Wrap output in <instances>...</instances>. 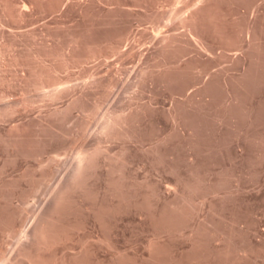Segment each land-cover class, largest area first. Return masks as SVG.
<instances>
[{"label": "rangeland", "instance_id": "rangeland-1", "mask_svg": "<svg viewBox=\"0 0 264 264\" xmlns=\"http://www.w3.org/2000/svg\"><path fill=\"white\" fill-rule=\"evenodd\" d=\"M0 2V37L1 40H3V43L5 44L10 41L12 44L13 42L11 41H15L16 39L14 36V39L12 38L13 40L9 39L8 41L7 39L8 42L4 38H9L8 35L12 34L11 32L16 33L15 31L18 30V32L21 34L23 33L20 32L22 29H26L24 32H27L31 28L33 31L36 30L39 35L45 34V37H47L48 33L49 35L52 34L57 36L56 38L53 37L55 40H53L51 37L52 35L50 36L51 38L47 37V44L51 42L50 44L54 45L52 41L56 42L58 40H60L59 42H61V40L63 42H61L62 46H60V43L58 42L59 45L56 46L57 48L54 47L56 43L54 46H52L55 48L56 52H58L56 54L53 52L54 49L51 50L48 48L49 54L50 52H53L54 55H58L60 53L64 56L62 57L61 55V59L58 56V59H60L59 62L56 57L53 58L49 56V58H51L50 61L52 60L50 62L48 61L49 58L46 57V55H49L46 47L47 44L45 42L46 46H44L42 44L44 42L41 40H44L45 37L43 38L42 35L40 38V36L37 35L39 38L34 36L33 38L31 37L32 40H30V36L35 35L36 32L33 34L31 33L32 30L28 31L29 34H31L27 36L26 39L27 41L29 40L33 42H28L27 44H30V46L33 44L34 47H37L39 44H36L37 46H35V43L37 42L34 43V39L37 38V40H41L39 47L43 48L41 46L42 44L44 49L46 48L47 54L44 55V53L41 54L40 52L39 54L43 56L44 61L46 59L48 62H50L47 64H51V66L48 65L50 66L46 67L48 69L44 67L45 65L42 66L43 59L38 60L39 57L33 58L39 62L35 60L36 62L32 61V63L35 65V67L42 66L45 68V72H49V74L46 72L45 77L42 75V77H44L43 79L40 76V80L42 79L41 81H56L57 77H61V75L62 79L65 78L63 80L60 78L61 82L64 81L63 84H46L47 87L45 86V88H47V90L51 89L48 88V86L53 87V85H58V87H63L62 85H65L66 87L70 86L69 88L72 89L75 87L73 90L76 89L75 91L69 89L73 93L70 91V93H66L65 95H68V97L63 96L65 93L64 92L61 95L64 98L60 99L61 96L59 98L57 97V101L56 98L55 100L54 98L51 99L54 100V102L52 101L54 105H52V102L49 103L50 100L48 98L50 96L46 94V90V92L44 91L45 95H43L44 93L41 90L36 88H33L34 92H30L32 91V88H29L28 90L26 87L33 86H26L27 83L24 86V75L27 74V77L30 76L28 75L30 72L27 73V70L30 67L25 68L27 70L23 69L26 67L23 64L25 61L20 60L18 57L19 62H24H20V65L17 62L18 67L17 64H15L16 66L14 65L17 68V71L15 70L14 72V70L9 69L10 67L11 69H15V67L13 65H10L9 67L5 61L11 55L10 53L16 52L15 54L19 53L18 55H20L23 51H27L28 54L29 50H33L30 49L32 47H29L28 50L26 48L28 46L27 44L24 46L26 49L21 47V43L23 42L24 38L23 34L21 37V35L19 36V33H17V35L23 38L21 40L22 42L19 38V40L16 41V43L19 44V47L16 43L13 45L16 44L17 49L21 47L22 49L20 48V50H23L20 51L21 53L17 50H14L16 48L15 46L9 49V46L11 45L10 43L8 47L6 46L8 44H0L1 46L3 45L4 49L6 47V50H8L6 53L8 55L10 54L9 56L5 55L3 54L5 53L3 47L0 49L1 52L4 50L2 53L0 52L1 55L3 54V56L5 55V57H7L5 61H3V56L0 57V61L6 63H4V66L2 65L3 63H0V67L3 66L2 68H4L0 69V71L4 77L5 75H8L7 78L9 83L12 81L10 79L13 78L12 75L14 73L13 80L18 82H14L15 84H18V86L14 85L13 82L8 85V82L5 83V79H3V82L5 83L4 86L3 82L0 81L2 83V86L0 83V95L3 97L5 95H9L10 97L9 98L5 96L3 98L1 96L3 99L1 97L0 99L4 100L7 98V101L19 100V106L17 105V110L21 108L19 111L16 110L11 113L12 115L10 114L5 116L8 119H10L9 117L13 116L11 117L12 119H10L11 121L8 119L6 121L5 117L2 118L3 120L0 119V121H2L0 122V133H6V135L14 133L15 135L12 134V136H18L19 138L21 137L20 139L23 141L22 146H24V148H28V150L37 153V157H31V159L34 158L32 161L29 156V159H27V156L20 154L16 156L11 155L10 148L12 146L10 148H7L6 146H0V163L2 165H4L2 162L5 163L4 167L0 166V168L2 167L1 172L4 171V174L1 173L0 177L6 181L9 178H11V180L15 179V182H19L18 184L20 186L18 187H21V189H17V187L13 188L10 186L15 190H13L14 193L12 195L13 199L11 197V202L13 204L15 203V206H18V208H21V210L25 207L24 211L29 209L30 212L32 211L36 213L38 207L41 206V203L43 202L45 204L50 199L53 193L52 191L54 190L53 185L55 186L54 183H56L55 181L60 180L61 176L63 177L70 169L72 163H70L71 165L68 164L69 160L71 159V162L73 160L72 158L76 155L74 151H77L80 146L88 145L89 142V144L92 143L90 147L88 146L91 148L92 146H95L97 144L95 142L99 140L101 142H99L101 148L100 152L108 149L110 152L107 150V152H109L107 154H110L111 158L113 153L118 152V154H123L124 152L119 151H123L125 148H128V145H130V148H128L129 151L127 149L125 150V153L128 151V153H126L128 154V158H126V156L125 158L129 161H126L124 163L126 165H123V169L126 170V172H123L126 178H123L124 180L122 179V183H124L121 188L122 193L133 194L134 190H138L137 192L139 193L142 185L145 186L146 184V187L148 188L152 186L151 192L153 195L151 196L148 194L151 196H148L150 204L149 206L153 207H151L152 211L150 210L151 214L147 213L140 206L139 203H141L142 195L138 193V196L132 195V199L134 200L129 198L128 200H130V202L128 200H125V203L122 202L120 204L121 208L118 207L119 210L115 213L116 215L114 214L115 216L113 215L109 218L106 217L107 221H104L107 222V224L104 223L101 225L98 223V221H95L92 215H87L86 212L85 214L88 218L85 216V227L83 225L80 231L77 230V232L75 231V233H71L69 235L70 237H67V240L63 241L65 243H57L54 245L55 248L52 246L51 248L46 249L48 252L46 250L45 252H42V259L45 260V264H62L63 262L61 259L65 261V258H67L66 260L68 261L71 258L73 259L75 256L84 259L83 264H264V0H0ZM188 25L190 26L188 27ZM10 26L13 28H10ZM188 29H190V31ZM8 32L9 34L7 35ZM175 34L176 36H174ZM24 35L26 36L27 34L25 33ZM167 36L169 42H167V40L165 41ZM163 38L165 43H170V49L173 47L174 50H176L179 47L177 51H180L181 49L180 52H182V55L178 57V52L173 51L172 49L171 50L176 53H170L169 55V50H165L168 49L169 46L167 43L166 46L164 42L162 43ZM169 38H172V40L170 41ZM173 40H177L176 43H174ZM171 42L174 43V45H171ZM161 45L164 46L161 47ZM39 47L36 49L38 50ZM160 47H164L163 52ZM93 51L95 53H90ZM164 51H168V54H166L167 52L164 53ZM41 52L43 51L41 50ZM85 52L87 55H85V57H88L89 53L94 57L89 56L91 58H85V60L84 57H78L79 55L77 54L83 55ZM157 52L160 54H156ZM161 52L163 54H161ZM41 55H39L40 58ZM156 55H159L157 56L158 59ZM153 56H155L158 62L163 61L164 59L166 60L168 56L169 58H167V60L169 62L164 60L163 66V64H160L162 62L157 63V60H155ZM160 56H164V58ZM20 57L22 58L23 56L20 55ZM26 57L28 59L29 56L27 55ZM64 57H66L68 61H66ZM151 58L154 60L153 62L151 61ZM40 61H42V63ZM38 63H41V65ZM146 63H148L147 65L150 66H146ZM165 63L167 65H165ZM33 64L29 66H32ZM151 64L155 67L151 66ZM146 67H148V71H145L144 68ZM150 67L156 68L153 69V71H158L155 74H153V71L151 72L153 77H148V74L149 76L151 75L148 73L151 71ZM157 68L160 70H157ZM51 69H53L55 72H53ZM140 70H142L141 73L143 70V73L147 72V74H144L145 76L147 75L146 77L144 76V78H148L147 80L144 79L146 81H137L139 80L138 76L143 74H140ZM161 70L162 72H160ZM88 71H92V74H95V72L98 74L100 72V74L96 76L93 74L95 77H92V74L90 73L89 75ZM10 73H12V75ZM15 73L18 74L17 80H15V77H17V74ZM80 73H82L84 76L83 80H81L82 76L77 79L74 78L75 80L80 79V81L70 80L73 78V76L75 77L76 74L79 75ZM65 74L67 77L68 75L70 76L67 78ZM71 75L73 76L71 77ZM9 76L12 77L10 78ZM87 76L91 79H88ZM142 76L140 77V81L141 78H143ZM104 78L107 80L105 82H108V84L106 83L108 87H106V84L104 83ZM149 78L154 79L152 80V83ZM165 78L170 80L169 82L167 81L169 85L171 84L170 86H168V84H166L167 87L162 85L166 83ZM66 79L70 80L69 84L65 83ZM92 79H101L99 81L97 80L95 83H101L103 81L101 83V87L103 85L106 87V89L104 88L103 92H98L97 88L99 87V84H96L98 87L93 84L94 82L89 84ZM160 79L162 82H160ZM157 80L159 82H156ZM85 81L88 83L87 87L89 86L93 88L95 86V88L85 89ZM131 81L134 84V81L138 82V85L136 86V83L134 86ZM81 82L85 84L84 88H82L83 84H81ZM140 83H144V86L146 84L145 88L143 84L140 85ZM75 84H78V87L75 86ZM115 84L117 85L115 86ZM132 84L133 86L131 88L130 86ZM7 86L8 88H6ZM139 86L144 88L145 91L142 89H137L140 88ZM24 87L28 91H25ZM66 87L65 89H67ZM76 87L78 89L80 87L81 92ZM129 87L133 91L137 89L135 93L140 91L135 94L138 97H133L134 93L131 90H129L127 97V93L125 91L127 90L128 92V89H130ZM133 87L136 88L133 89ZM4 89L5 93L8 91L7 94L4 93ZM23 89V93L25 94L27 92L29 95L25 94L23 97L22 95L24 94L21 93ZM82 89H85V91L92 89V92H94L96 89V92L99 94L92 93L91 91L88 93L87 91V95L85 92H82ZM100 89L102 90V88ZM35 90L37 93H35ZM108 90H110V92L113 90V92H111L112 94L109 92L110 97L107 95L108 92H106ZM9 91L10 94H16L11 95V97ZM40 91L41 99L39 96H37L38 93L40 94ZM121 92L122 95H126V101L127 98L130 102L133 99L136 100L135 102L132 101V106H137L140 103V106L138 105V107H135L134 112L130 106V103V105H127L128 103L126 102V105H124V101L123 105L117 104L119 101L125 99L123 98L124 96H121ZM123 92L125 94H123ZM74 93L80 95L85 93L87 97H84V100H87L86 103H88V105H85V107H90L89 109L96 113L98 117V120L96 117L97 122H95V119L93 121V119L90 118L94 116V114L92 115L91 111L88 112V108L86 109L84 107L86 109L85 110L84 108L82 109L80 107L82 109H80V111L79 108L72 107L70 109L71 112L69 110L70 114L68 117H66L67 115L65 116L67 118L64 119L65 122L63 119L61 125L59 124L61 122L60 120L59 123L58 121L55 122L53 129L57 130L55 127L58 125L62 127V124H64V127H58L63 130L66 127L68 128V131L71 129L70 133L74 136V138L71 137L72 135H70V133H68V135L63 134L64 138L66 137V139H64L65 141H63V139L57 138L50 140V138L48 139V134L44 132L46 134L44 136V134L40 133L39 131L37 132L35 127L34 129L32 125V127H30L29 124L25 123V121L29 119H34L38 118L40 115H45L43 113L46 110H49V106L51 105L53 108L55 106L58 108H63L64 106L66 107L67 104L74 101L76 96ZM105 93H107L106 95L109 98H107ZM130 93H132V100H129L131 97ZM194 93H196L197 97ZM69 94L72 95L69 96ZM35 95L39 98V100H37L38 98L35 100ZM43 96L48 99L47 101L51 105H48L47 102H44L46 99L44 98L43 100ZM26 97H30V100L32 99L31 101L34 103V105H30L29 103L32 102ZM191 97L192 101L190 102ZM25 99L28 101L26 104L23 102ZM110 99L113 100L110 101ZM194 99H196V101ZM42 100L44 102V106L42 105L43 108L39 105L43 103ZM1 101L0 104L7 102L3 101L1 103ZM36 101L40 103H35ZM183 101L185 103L190 102V105L193 102H195V104L190 106L186 103V109L184 108L185 111L183 109L180 110H182V112L184 111L183 115L185 113V115L188 116L185 117V115H181L183 116L181 118V116H179L180 114L178 113L179 110L176 108V104L182 102L181 105L185 106L183 105L185 104ZM20 102H23L22 104L24 105L20 106ZM45 103L48 106H46ZM103 103H105L104 106L101 105ZM35 104H38L39 106L35 107ZM100 105L103 107L101 108ZM181 105L179 104V108H181ZM97 106H99V108H97ZM118 106H121V108ZM122 106H125V110ZM126 107L131 108L132 110L130 109V111L132 112L130 114L135 115L134 117L131 115L132 121L130 122L133 123V127L136 128L138 132L134 128L130 130L134 129L133 132L138 133H133L135 134L133 135L134 137L136 135L138 137L139 135L138 138L135 137L136 140L135 138L133 140V137L131 136L130 138H132V141L130 144L129 140L125 141V145H128L123 148L125 142L123 143L122 135L118 136L119 138L115 136L116 139L115 137L108 138L110 136L104 135L103 138H99L100 136H95L96 133H101V128L99 129L98 127L105 119L104 115H111L108 113L111 112V110H114L111 112L112 114H117L120 111L118 109H121V111H125H122V113H124L125 117H127L126 115L129 114L127 113L129 108L127 109ZM138 108L141 110H137ZM175 108L178 110V112L174 111ZM76 109H78V111ZM97 110H99V115L96 112ZM100 111L103 112V117L100 116ZM121 111L119 115H122ZM81 112L83 114L85 113L86 115L89 113L91 116L89 114V116L80 114ZM104 112H107V114ZM77 113L79 114L77 115ZM173 113H177L178 116H175L177 115L175 114L174 117ZM124 114L122 117H124ZM131 117L129 116V118ZM87 118L92 120V122L88 121ZM177 118H179V121L181 119V125H179L180 123L176 124L179 121L176 123L174 122V120H178ZM183 118L185 119L182 120ZM99 119L102 120L98 122ZM135 119H137V121ZM20 122L22 124H20ZM81 122L86 123H83L84 125L82 127L78 126V128L80 127L82 129H86L85 125L88 124L90 127L87 126L88 130L85 132L88 133V131L92 129V132L89 131L88 135L85 134L83 137L79 135L81 134L80 131L82 130H76L77 124H81ZM90 122L91 125H89ZM94 124L95 126H93ZM129 124L127 125L125 123L124 128L127 126L130 128L132 124ZM15 125H17V127ZM128 127L125 130L129 129ZM60 129L58 128L57 131ZM72 129L76 130V132H74L75 130L73 131L76 134L72 133ZM94 130L96 131L95 134H93ZM57 131H55V133ZM65 131L67 132V129ZM128 131L129 130L126 132ZM35 133H39V136H37ZM129 133L130 131L128 134ZM40 134L42 136H40ZM58 135L56 134L55 136L58 137ZM63 135L59 137H63ZM99 135L102 136V134ZM130 135L131 134H129L128 137ZM49 137L52 136L50 135ZM79 137L81 138L79 139ZM93 137H96L97 141L91 142ZM106 137L109 141L111 139L112 141H110V143L108 141L107 143ZM124 137L126 136H123V139ZM164 137H166V141H164ZM139 138L140 140L137 142ZM78 139L79 141H77ZM118 139H121V141H118ZM101 140H106V143ZM160 140H162L165 145L162 143V141L159 144ZM101 144L102 146L103 144L106 145V148L101 147ZM162 144L164 146H158ZM73 145L74 148L77 145L76 148L78 149L74 150ZM154 145L156 147H160L161 149L163 148V151L159 150L160 154L162 152L165 155L166 152V155L164 156L165 158H163L164 163H162L160 160L163 157L162 154V157L159 158L160 161L158 160L157 154L159 152ZM153 147V151L156 150L158 152L157 153L155 151V155H153L154 152L153 154L149 152V150L152 152L151 148ZM71 149L73 151H71ZM68 152H73L74 155ZM100 152L99 154L101 156ZM104 152L106 153V151ZM104 152L102 153L101 157L98 155L100 159L103 157V159H101V164V161H99L100 159L98 158V164L102 167L104 166V169L106 170L112 166L113 162L109 167V163L111 162L109 160L112 159H109V155H107V159V157H105L106 155H103L105 154ZM125 153L123 155H125ZM67 155L68 157H66ZM70 155H73V157ZM115 155L117 154H114V156ZM38 156H41L45 160L41 161L42 158ZM48 157H52V160ZM38 158H40V160ZM66 158L68 159L67 161ZM46 159L48 165L43 166V168H45L47 171L58 170L56 171L58 173L55 172L53 174V172H51L48 178H46V176L45 178H42L43 180L40 179V182H38V184L33 189V186L31 188V185L29 184H32V182L28 180L29 178L26 180L27 177L25 178L22 174L28 170L38 173L42 167L39 168L38 165L41 166V164L37 163L39 161H45L46 163ZM58 160H62L61 163H63V167H61V165L56 167L60 164ZM103 160L105 161L103 162ZM96 167L91 171L93 172L97 168L100 169L96 170L99 172H97L99 174V178L97 179L96 177L98 174H95V178L91 179L93 174L96 173L95 171L90 174L92 176L88 177L91 180L88 179L89 181H87L94 191L99 190L100 195H102V200L105 203L116 202L117 199L110 195L111 192H107V189H109L107 186L109 184L107 177L114 173H110V175H108V172H111V168L110 171L108 169V171H104V169H102L100 166V168ZM64 168L67 169L65 170ZM63 171L64 174H62ZM147 176H149V178ZM49 177L50 180H53V178L54 180L50 181ZM144 179H148V182ZM142 180L146 183H141L140 181ZM42 181H45L48 185L44 186L45 182L42 184ZM138 181L140 182L138 186L142 184L141 188L140 186L139 188H137L138 186H135L134 188V185L132 187L133 189L128 187V184L137 185L135 182ZM124 186L126 187L125 189H123ZM44 187H46V189L48 188V190L44 189ZM22 188L23 190L26 188V191L28 189L33 190L30 192L31 194L28 195L29 197H26L29 198V201L26 198H23V200L21 196H18V191H21ZM51 188L52 191L49 190ZM35 189L37 190V193ZM130 189L132 192L129 191ZM44 190L47 192L45 193ZM141 190H143V188ZM144 190L147 191L148 189L144 188ZM144 190L140 193H145ZM156 191L158 193H156ZM48 192L49 196H47ZM17 196L23 200L22 202L27 200L28 204L30 205L28 207H26L24 203L22 205L20 202L21 199L19 200ZM45 196H47V199H44ZM38 199L41 200L38 201ZM135 201H138V203ZM126 202L128 203L126 204ZM21 205L24 207L22 208ZM30 207H33V209ZM34 207L36 208L35 210ZM21 210L20 212L23 213L20 214V217L22 214V216L25 217L26 214L24 215V213L26 212ZM120 211L122 212L120 213ZM143 211H145L147 214ZM30 212L27 213L30 215V218L28 215H26L25 218L29 219L25 221L26 224L23 222L22 228L28 227V223L32 222V217L34 218V216H31L32 213L30 214ZM162 212H165V214H162ZM166 217L171 221L173 218H175V220H173L177 226L174 224V222L173 224L170 223L167 226L166 224L169 223V221L164 219ZM159 218L168 222L166 223V221L164 222ZM162 222L166 224L164 225ZM27 224L28 226H26ZM170 225L171 230L174 229L173 231H170V228L167 229ZM162 226L167 228L165 229V227L163 228ZM1 230L2 229H0V250L4 251L5 254L7 251V256L12 255L13 251L11 247L14 241L16 243H14L16 247L17 239H12L8 234L6 235V232L4 233L5 235H2L3 232H1ZM8 248L10 251H12V253H8ZM14 249L15 248L13 246V250Z\"/></svg>", "mask_w": 264, "mask_h": 264}, {"label": "bare ground", "instance_id": "bare-ground-1", "mask_svg": "<svg viewBox=\"0 0 264 264\" xmlns=\"http://www.w3.org/2000/svg\"><path fill=\"white\" fill-rule=\"evenodd\" d=\"M1 3V2H0ZM187 21V20H186ZM185 22V21H184ZM183 22V23H184ZM188 22V21H187ZM190 25H188V27H189ZM12 26H10V28H11ZM183 27V26H182ZM9 28V27H8ZM13 28V27H12ZM184 28V27H183ZM18 29H20V28H18ZM186 29V28H185ZM191 29V28H190ZM190 29H188L189 31H190ZM21 30V29H20ZM23 30V29H22ZM20 31V32H23V33H19L18 31H15L16 33H13V32H11L12 34H14V35H12V34H9V32L7 33V35H8V37L9 38H4L2 35V37L4 38V39H6V41H7V39H8V41H9V39L11 40L12 38H13V36L17 39H15V41L13 40V41H11V42H13L12 44L10 43V41L8 42V43H5V44H8V45H6L7 47L9 46V49H11V47H16L14 50L16 51H23V50H20V48L22 47V48H24V46H26V44L28 43V42H33V41H27V39H26V37L27 36H29L31 33H33V34H35L34 32H36V34L35 35H31L30 36V38L32 37H36L37 35L38 36H40V38L42 37V35L43 34H41V35H39L38 33H37V31L36 30H32L31 28L29 29V30H32V32L29 34V30L27 31V32H24L26 29H24L23 31ZM10 31V30H9ZM12 31V30H11ZM184 31H186V32H189V31H187V30H184ZM51 32V31H50ZM191 32H192V30H191ZM17 33H19V36L21 35V37H22V34H23V38H24V40H23V42L25 43V41H26V43L24 44L21 40L23 39V38H21V37H19L18 35H17ZM27 34L26 36L24 35V34ZM184 33V32H183ZM182 33V34H183ZM164 34V33H163ZM162 34V35H163ZM191 34V33H190ZM6 35V36H7ZM12 35V36H11ZM15 35H17L18 36V38H17V36H15ZM45 35V34H44ZM43 35V38L46 36H44ZM48 35H49V33H48ZM47 35V37H50L52 34H50L49 36ZM173 35V34H172ZM192 35V34H191ZM25 36V37H24ZM37 36V38H39ZM169 36V35H168ZM168 36H167V39H165V41L167 40V42H169V40H168ZM174 36H176V34L174 35ZM193 36V35H192ZM47 37H45L46 38V40H45V38H44V40L43 39H41L44 43H42L44 46H46L45 45V42L46 41H48L47 39ZM52 38L54 37V38H56L57 36H55V35H52L51 36ZM50 37V38H51ZM162 37H164V36H162ZM166 37V36H165ZM170 37V36H169ZM178 37V36H177ZM19 38H20V41L22 42L21 44H22V46H21V44H20V48L19 49H17V46H16V44L18 45V47H19V44L18 43H16V41H18L19 40ZM30 38H28V39H30ZM32 38L30 39V40H32ZM37 38L36 39H34V43L35 42H37V43H35V46H37L36 44H39V46H40V42H41V40L39 41V39L37 40ZM53 38V40H55ZM58 39H60V38H58ZM63 39V38H62ZM66 39V38H65ZM170 39V38H169ZM0 40H1V37H0ZM57 40V39H56ZM68 40V39H67ZM163 41H162V43L164 42V38L162 39ZM172 40V38L170 39V41ZM179 40V39H178ZM2 41V42H1ZM0 41V44H4L3 43V40H1ZM6 41H4V42H6ZM19 41V42H20ZM39 41V42H38ZM60 40H58V41H56V42H54V41H52L53 43H54V45H55V43H56V45L54 46L53 44H50L51 42H49L48 44H47V42H46V44H47V52H48V54H49V49L48 48H50L51 50L52 49H54L55 50V48H57L56 46H58L59 44H58V42H59ZM174 41V40H173ZM172 41V42H173ZM176 41L177 40H175L174 41V43H176ZM61 42H62V40H61ZM61 42H59L60 43V46H62L61 44L63 43H61ZM166 42V43H167ZM171 42V43H172ZM10 43V44H9ZM14 43H16L15 45H13ZM165 43V42H164ZM166 43H165V46H166ZM174 43H172L171 45H174ZM179 43V42H178ZM181 43V42H180ZM4 44V45H5ZM41 44V46L43 47V48H40L39 46H37V47H39L38 48V50L36 49L37 47H34V45L32 46H30V44H27L28 46L26 47L27 48V50L29 49V47H32V48H30V49H33V50H29V52H28V54H27V51L26 52H24V54H23V52H22V54H20V55H22L23 57L21 58L20 57V55H18V54H15V53H10V51H9V53L12 55H8L7 53H6V51H8V50H6L7 48L5 47V49H4V47H3V45L1 46L0 45V49H2V47H3V49L5 50V53H3V54H5V55H8L9 56V58L5 61V59L7 58V57H5V55L3 56V54L1 55V53L4 51H2L1 52V50H0V57L1 56H3L2 58L4 59H2L3 61H5L7 64H8V66L10 67V65L12 66H14L15 64H17V62H18V64L20 65V62H24L23 64L26 66V67H24L23 69H25V68H29L28 70L27 69H25V70H27V73H29L28 75H30V76H28L27 77V74L26 75H24L25 77V84H24V86L26 85V83H27V85L26 86H33V87H26V88H28V90H29V88L32 90V91H30V92H34L33 91V88H36V89H38V90H41L43 93V95H45V92H46V94H48V96H50L48 99L50 100L49 101V103H51L52 101L54 102V100H55V98H56V101H57V97L59 98L64 92V94H63V96H67L68 97V95H65L66 93L68 94V93H70V92H72V91H75V90H73L72 88H69L70 86L68 85L69 84V82H70V80L71 81H73V80H75L74 78H80L81 76V80H83V78H84V76H83V74L82 73H80L79 75H75V77L73 76V75H71V77L73 76V78H71L69 81L66 79L65 80V83H68L67 85L69 86V87H66L65 85H62L63 87H58V85H53V87H50V86H48V88H51V89H48L47 90V88H45V86L47 87V85H49V83H50V85H52V84H58V83H61V84H63L64 83V81H62L61 82V79H62V75H61V77H57V80L56 81H54V80H50V81H41L44 77H45V74H46V72H45V68L46 67H50L51 66V64H47V63H50L51 61H50V59L51 58H49V56H51V57H56L57 59H58V56H59V58L61 59V55L62 54H58V55H54V53L56 54V53H58V52H56V50L54 51L53 50V54L50 52V54L49 55H46L47 54V52H46V48L44 49V46ZM168 44V43H167ZM159 45V44H158ZM170 45V43L168 44V46ZM49 46V47H48ZM51 46V47H50ZM52 46H54V47H52ZM86 46V45H85ZM162 46H164V45H161V47ZM167 46V47H168ZM178 46V45H177ZM160 47V48H161ZM21 48V49H22ZM26 48H24V49H26ZM34 48H35V50H34ZM164 48V47H163ZM163 48H161L162 49V52H163ZM166 48V47H165ZM179 48V47H178ZM177 48V49H178ZM171 49L173 50V51H176V52H178L177 54H178V57L179 56H181L182 54V52H180L181 51V49H180V51L178 50L177 51V49L176 50H174V48L173 47H171ZM170 49V46L168 47V49H165V50H169V55H170V53H176V52H173L172 50ZM205 49V48H204ZM41 50L43 51V52H41ZM183 50V49H182ZM12 51H13V48H12ZM160 51V50H159ZM171 51V52H170ZM39 52L42 54V53H44V55H46V57H48L49 58V60L48 61H50V62H48L46 59H45V61H44V59H43V56L41 55V54H39ZM83 52V51H82ZM161 52V54H163ZM165 52H167L166 54H168V51H164V53ZM179 52H180V54H179ZM184 52V51H183ZM21 53V52H20ZM76 53V52H75ZM90 53H95L94 51L93 52H90ZM90 53L88 54V57H85V55H86V52L85 53H83V55L81 56L80 54H77V55H79L78 57H84V60H85V58H87V59H89V58H91V57H94V56H91L90 55ZM110 53V52H109ZM71 54H73V53H71ZM98 54V53H97ZM96 54V55H97ZM156 54H160V53H156ZM174 54H172V55H174ZM18 55V56H17ZM29 56L30 57V59H31V57H32V59L30 60L29 59V57H28V59H27V57L26 56ZM39 55H41V58H40V56ZM53 55V56H52ZM77 55H76V58H77ZM96 55H95V57H96ZM154 55V54H153ZM165 55V54H164ZM168 55V56H169ZM64 55H62V57H63ZM66 56V55H65ZM75 56V55H74ZM87 56V55H86ZM89 56H91V57H89ZM157 56H159V55H156V57ZM167 56V58H169ZM175 56V55H174ZM173 56V57H174ZM177 56V55H176ZM5 57V58H4ZM20 58V60H24V61H20L19 62V58ZM38 58L39 57V59L38 60H42L43 61V63H42V61H40L41 63H42V66H44V67H42V66H39V65H41V63H38L39 65H37V66H39V67H35V65L32 63V61H35L36 59H33V58ZM45 57V56H44ZM152 57V56H151ZM154 58H155V56H153ZM160 57H162V56H160ZM25 58V59H24ZM55 58V59H56ZM65 59H66V57H64ZM99 58V57H98ZM162 58H164V56L162 57ZM167 58H166V60H167ZM171 58V57H170ZM181 58V57H180ZM60 59H58V62H59V60ZM74 59V58H73ZM152 59V58H151ZM150 59V60H151ZM157 59H158V57H157ZM156 58H155V60H157ZM161 59V58H160ZM159 59V60H160ZM0 60H1V58H0ZM31 61V64H33L32 66H29V65H31L30 64V61ZM38 60H36V61H38ZM63 60V59H62ZM165 60V59H164ZM164 60L163 61H160V62H162V63H160V62H158V60H157V63H160V64H163V66H164ZM165 60V61H166ZM1 62L0 61V63H3L2 65L4 66V63L5 62ZM28 61H29V65H28ZM35 61V62H36ZM47 61V62H46ZM54 61V60H53ZM57 61V60H56ZM66 61H68L67 59H66ZM97 61V60H96ZM147 61V60H146ZM152 62L154 61L153 59L151 60ZM168 61V60H167ZM166 61V62H167ZM176 61V60H175ZM27 62V63H26ZM39 62V61H38ZM64 62V61H63ZM75 62V61H74ZM76 62H77V60H76ZM100 62V61H99ZM144 62H145V60H144ZM169 62V61H168ZM171 62V61H170ZM5 63V64H6ZM26 63V64H25ZM81 63V62H80ZM156 63V64H157ZM174 63H176V62H174ZM18 64H17V67H18ZM145 64V63H144ZM148 63H146V66H150V65H147ZM1 65V66H2ZM22 65V64H21ZM48 65H50V66H48ZM165 65H167L166 63H165ZM2 66V67H3ZM8 66H7V69H8ZM16 66V65H15ZM14 66V67H15ZM135 66V65H134ZM140 66V65H139ZM151 66H153L152 64H151ZM158 66H160V65H158ZM162 66V67H163ZM182 66V65H181ZM188 66V65H187ZM192 66V65H191ZM2 67H0V69H4V68H2ZM63 67H64V65H63ZM148 67H146V68H144L145 69V71H148ZM153 67H155V66H153ZM153 67H150V70L151 71H149L148 73H150L151 75L149 76V74H148V77H151L153 74H155V73H157L158 71H156V70H154L153 71V69H156V68H153ZM170 67V66H169ZM188 67H190V66H188ZM19 68H21V67H19ZM31 68H34V69H31ZM38 68V69H37ZM43 70H42V69ZM52 68H53V66H52ZM60 68V67H59ZM65 68H67V67H65ZM70 68V67H69ZM68 68V69H69ZM119 68V67H118ZM133 68V67H132ZM140 68V67H139ZM143 68V67H142ZM164 68V67H163ZM163 68H162V70H163ZM184 68V67H183ZM182 68V69H183ZM6 69V68H5ZM46 69H48V68H46ZM50 69V68H49ZM55 69V68H54ZM147 69V70H146ZM159 68H157V70H158ZM166 69H168V68H166ZM175 69V68H174ZM188 69V68H187ZM9 70H14V72H15V70L17 71V68L15 67V69L13 68V69H11V67H10V69ZM52 71H53V69H51ZM51 70H48V71H51ZM57 70V69H56ZM70 70V69H69ZM160 70V69H159ZM162 70L160 71V72H162ZM190 70V69H189ZM3 71V70H2ZM5 71V70H4ZM64 71V70H63ZM132 71V70H131ZM141 71L142 70H140L139 72H140V74H142L143 72H144V70H143V72L141 73ZM153 71V74L151 73ZM8 72V71H7ZM12 72V71H11ZM53 72H55V71H53ZM89 72V71H88ZM94 72V71H93ZM160 72H159V74H160ZM165 72V71H164ZM170 72H171V70H170ZM188 72V71H187ZM0 81L1 82H3V79H5V83H7L8 82V78H7V76L8 75H5V77L2 75V72L0 71ZM3 73H5V72H3ZM13 73V72H12ZM12 73H10L11 75H12ZM23 73H24V71H23ZM26 73V72H25ZM84 73H87V72H84ZM90 73L92 74V71L91 72H89L88 74L90 75ZM97 72H95V76L96 75H99L100 74V72H99V74L97 73ZM146 74H147V72H145ZM145 73H143L141 76L143 77V78H141V81H140V75L138 76V79L139 80H137V81H139V82H143V81H146L148 78H144V74ZM177 73V72H176ZM7 74H9V73H7ZM15 74H17V73H15ZM47 74H49V72H47ZM52 74V73H51ZM87 74V75H88ZM93 74L91 75L92 77H95V76H93ZM164 74V73H163ZM167 74H168V72H167ZM21 75V74H20ZM42 75L44 76V77H42ZM57 75V74H56ZM56 75H54V76H56ZM60 75V74H59ZM66 75V74H65ZM84 75H86V74H84ZM88 75V76H89ZM130 75V74H129ZM136 75V74H135ZM164 75H166V74H164ZM163 75V76H164ZM13 78H14V73H13ZM12 76H9L10 78L12 77ZM40 76H41V80H40ZM52 76V75H51ZM50 76V77H51ZM70 75H68V77H69ZM79 76V77H78ZM87 76V77H88ZM147 76V75H146ZM145 76V77H146ZM175 76V75H174ZM173 76V77H174ZM185 76V75H184ZM66 77H67V75H66ZM67 77V78H68ZM135 77H137V76H135ZM153 77V76H152ZM155 77H156V75H155ZM161 77V76H160ZM159 77V78H160ZM169 77V76H168ZM183 77V76H182ZM181 77V78H182ZM6 78H7V81H6ZM13 78H11L10 80H12L11 82H15L14 80H13ZM17 78H18V74H17V77H15V80H17ZM27 78V79H26ZM31 78V79H30ZM61 78V79H60ZM90 77H88V79H89ZM102 78V77H101ZM107 78V77H106ZM157 78V77H156ZM170 78V77H169ZM20 79V78H19ZM29 79V80H28ZM58 79H59V81H58ZM63 79H65V78H63ZM62 79V80H63ZM86 79V78H85ZM84 79V80H85ZM91 79V78H90ZM103 79V78H102ZM105 79V78H104ZM125 79H126V77H125ZM135 79V78H134ZM133 79V80H134ZM137 79V78H136ZM144 79H146V80H144ZM150 79V78H149ZM163 79V78H162ZM184 79V78H183ZM27 80V81H26ZM79 81H80V79H78ZM78 80H75V81H78ZM98 80V79H97ZM97 80L96 79H92V81H88L89 82V84L91 83V82H94L93 84H95V86H97L98 84H99V89L100 88H102V90L100 89H98L97 88V91L98 92H103V89L105 88L106 89V87H108L107 86V84H108V82H105V81H107L106 79L104 80V83L106 84V87L105 86H103L102 85V87H101V83L103 82H101V83H95V82H97ZM99 80H101V79H99ZM98 80V81H99ZM151 80V83H152V80H154V79H150ZM150 80H149V82H150ZM172 80V79H171ZM177 80H178V77H177ZM67 81V82H66ZM74 81V82H75ZM163 81H164V79H163ZM165 81H166V83L165 84H162V85H164V86H166V84H168V82L170 81L169 79L167 80L166 78H165ZM168 81V82H167ZM0 82V83H1ZM3 82V85L5 84ZM10 82V83H11ZM86 83V85L83 83V82H81V84H83V87L82 88H84V85L86 86L85 87V89L86 88H92V87H87V81H85ZM132 82V81H131ZM135 82V84H136V86L138 85V82H136V81H134ZM156 82H159L158 80L156 81ZM160 82H162V80L160 79ZM175 82V81H174ZM183 82V81H182ZM10 83L8 82V85H10ZM12 83V84H13ZM15 83H18V82H15ZM14 83V85H16V86H18V84H15ZM73 83V82H72ZM119 83V82H118ZM117 83V84H118ZM128 83V82H127ZM133 83V82H132ZM146 83V82H145ZM173 83V82H172ZM47 84V85H46ZM61 84H59V85H61ZM97 84V85H96ZM112 84H113V82H112ZM111 84V85H112ZM117 84H115V86L117 85ZM130 84V83H129ZM134 84V83H133ZM133 84L130 86L131 88H132V86H133ZM135 84H134V86H135ZM141 84H143V86H144V83H140V85ZM148 84V83H147ZM161 84V83H160ZM177 84V83H176ZM7 85V84H6ZM78 85V84H77ZM76 84H75V86H77ZM171 85V84H170ZM169 84H168V86H170ZM1 86H2V83H1ZM0 86V87H1ZM5 86V85H4ZM74 86V85H73ZM72 86V87H73ZM94 86V85H93ZM95 86L93 87V88H95ZM142 86V87H143ZM145 86H146V84H145ZM145 86H144V88H145ZM65 87L67 88V89H65ZM78 87V86H77ZM76 87V88H77ZM80 87H81V85H80ZM79 87V89L78 90H80L81 88ZM112 87H113V85H112ZM126 87V86H125ZM129 87V88H130ZM140 87V86H139ZM167 87V86H166ZM6 88H8V86L6 87ZM92 88V89H93ZM131 88L130 89H128V92H127V90L125 91L126 93H127V97H128V93H129V90H131ZM136 88V87H135ZM134 87H133V89H135ZM144 88H137V89H142V90H144ZM170 88V87H169ZM2 89H3V87H2ZM10 89V88H9ZM20 89V88H19ZM24 89H25V87H24ZM24 89H23V91L21 92L22 94H24L23 92H24ZM72 89V91H70V90ZM85 89H82V92H85L87 95H88V93H90V91L92 90V89H89V90H87L88 91V93H87V91H85ZM119 89H120V87H119ZM137 89L135 90V91H137ZM27 89H25V91H28ZM46 90V91H45ZM68 92H67V91ZM203 90V89H202ZM205 90V89H204ZM11 91V90H10ZM10 91H9V94H10ZM41 91H40V94L38 93V95L37 96H39V98L41 99ZM45 91V92H44ZM70 91V92H69ZM134 94H133V97H135L136 95L135 94H137L138 92H140V91H138V92H136L135 93V91H133V90H131ZM130 91V92H131ZM145 91V90H144ZM200 91V90H199ZM206 91V90H205ZM2 92H3V90H2ZM8 92V91H7ZM7 92L5 93V89H4V93L5 94H7ZM12 92V91H11ZM19 92V93H20ZM77 92H79V91H77ZM80 92H81V90H80ZM92 92V91H91ZM98 92H96V89H95V91L94 92H92V93H96V94H99ZM106 92H108V94L107 93H105V95L107 94V95H109V92H110V90H108V91H106ZM111 92H113V90L111 91ZM110 92V93H111ZM143 92V91H142ZM176 92H178V91H176ZM201 92V91H200ZM20 93V94H21ZM35 93H37L36 92V90H35ZM73 93V92H72ZM83 94V95H80V94H75L76 96H75V98H74V101L73 102H71V103H69V104H67V106L65 107H61V108H58L57 106H55L54 108L53 107H51L52 105H54V103L52 102V105L51 104H49L48 103V99L47 98H45V96H43L42 97V99L44 100V98L46 99V101H44V102H47L48 103V105H51V106H49V110H46L43 114H45V115H40L38 118H34V119H29V120H27V121H25V123L26 124H29L30 125V127H32L33 126V128L35 127L36 128V130H37V132L39 131L40 133H42V134H44V136L46 135V134H48L49 136L51 135L52 137H49L48 135V139L50 138V140H54L55 138H57V139H63V141H65L64 139H66V137L64 138V135L63 134H67L68 135V133H70V130L68 131V128H64V130L63 129H60V125H61V123H62V119L64 120L66 117H68V115L70 114V112H71V108L72 107H77V108H79V110L82 108H84L85 107V105H88V103H86V101L87 100H84V97L86 98L87 97V95L86 94ZM91 93V94H92ZM4 94V95H5ZM14 94V93H13ZM12 93L10 94V96L11 95H13ZM16 94V93H15ZM14 94V95H15ZM25 94H28L29 95V93H25ZM25 94L24 95H22L23 97L25 96ZM112 94V93H111ZM123 94H125L124 92H123ZM131 95V97L129 98V100H132L133 98H132V93H130ZM195 94V96H196V93H194ZM202 94V93H201ZM205 94V93H204ZM36 95H35V100H36V98H38V97H36ZM70 95H72V94H69V96ZM77 95H79V96H77ZM101 95H103V94H101ZM106 95V96H107ZM115 95V94H114ZM2 95H0V97H1ZM6 97H9V95L7 96V95H5ZM4 96V97H5ZM99 96V95H98ZM121 96H124L123 98H125V99H123V100H121L122 101V103H121V101H119L117 104H120V105H123V102L125 101V103H124V105H126V102L128 103L127 105H130L131 107H132V109H133V112H134V109H135V107H138V105L140 104L139 103V101H138V105L136 106H132V103L133 102H135L136 100H132L131 102L130 101H128V98H127V101H126V95H122V92H121ZM3 97V96H2ZM1 97V98H2ZM3 97V98H4ZM12 97V96H11ZM32 97V96H31ZM34 97V96H33ZM73 97H74V95H73ZM89 97V96H88ZM109 97H110V95H109ZM108 96H107V98H109ZM114 97V96H113ZM119 97V96H118ZM136 97H138V96H136ZM197 97V96H196ZM2 98V99H3ZM10 98V97H9ZM27 99H29L30 100V97L28 98V97H26ZM39 98L37 99V100H39ZM54 98V100H51V99H53ZM62 98H64V97H60V99H62ZM94 98H95V96H94ZM99 98H100V96H99ZM98 98V99H99ZM103 98H104V96H103ZM106 98V97H105ZM132 98V99H131ZM193 98H194V96H193ZM200 98V97H199ZM2 99H0V101L2 100ZM6 99V100H5ZM4 100L5 101H7V98H5ZM23 99V98H22ZM121 99V98H120ZM138 99V98H137ZM190 99V98H189ZM4 100H2L1 101V103L4 101ZM32 100V99H31ZM30 100V101H31ZM35 100H33V101H35ZM43 100H42V102H43ZM59 100V99H58ZM90 100V99H89ZM107 100V99H106ZM111 100H113V99H110V101ZM195 101H196V99H194ZM4 101V102H5ZM21 101V100H20ZM23 101V100H22ZM29 101V102H30ZM85 101V102H84ZM187 101H189V100H187ZM192 101V97H191V100H190V102ZM201 101V100H200ZM23 102H25V104L26 103H28V101H26V99L23 101ZM22 102V103H23ZM32 102V101H31ZM44 102L43 103H41V104H39L41 107H42V105L44 104ZM96 102V101H95ZM106 102V101H105ZM190 102L188 103V102H186L187 104H189L190 105ZM19 100L17 101V100H14V101H7V102H5V103H3V104H0V119L1 120H3L2 118H4L6 115H10L11 113H13L14 111H16L17 110V105L19 106ZM21 103V102H20ZM20 104V106L21 105H24V104ZM35 103H40V102H38V101H36ZM86 103V104H85ZM110 103V102H109ZM130 103V104H129ZM137 103V102H136ZM182 103V102H181ZM181 103H179L180 105H181ZM183 103H185L184 101H183ZM186 103L185 104H183V105H185V106H182L181 105V108H179V104H176L177 105V109L179 110V112H178V110H176V108H175V110L174 111H177L180 115L179 116H181V115H183V112L185 111V109H186ZM197 103V102H196ZM30 105H34V103L32 102V103H29ZM91 104V103H90ZM104 104L105 103H103V104H101V105H103L104 106ZM116 104V105H117ZM142 104V103H141ZM144 104V103H143ZM147 104V103H146ZM193 104H195V102H193L191 105H193ZM36 105V104H35ZM38 104L35 106V107H37V106H39ZM45 105L46 106H48L46 103H45ZM100 105V106H101ZM108 105V104H107ZM190 105V106H191ZM197 105V104H196ZM44 106V105H43ZM63 106V105H62ZM103 106H101V108L103 107ZM129 106V107H130ZM140 106V105H139ZM142 106H148V105H142ZM141 106V107H142ZM60 107V106H59ZM81 107V108H80ZM119 108H121V106H118ZM123 107V106H122ZM128 107V108H129ZM140 107V108H141ZM175 107V106H174ZM19 108V107H18ZM43 108V107H42ZM73 108V109H74ZM86 109L88 108V107H85ZM84 108V109H85ZM90 108V107H89ZM88 108V109H89ZM95 108V107H94ZM97 108H99V106H97ZM100 108V109H101ZM106 108V107H105ZM104 108V109H105ZM117 108V107H116ZM127 108V107H126ZM127 108V109H128ZM140 108H138L137 110H139ZM144 108V107H143ZM149 108H150V104H149ZM185 108V109H184ZM189 108V107H188ZM192 108V107H191ZM21 108H19V110H20ZM81 109V110H82ZM85 109V110H86ZM96 109V108H95ZM123 109L125 110V106L123 107ZM126 109V110H127ZM130 109L131 108H129L128 109V111H127V113H129V114H127L126 116L128 117V119H130V120H128L127 119V117H125V114L124 113H122V111L123 112H125L124 110H122L121 111V109H118V110H120L121 111V113H122V115L124 114V117H122V115H119V113H120V111H119V113H117V114H112L111 112L112 111H114V110H111V112H108V113H110L111 115H104L105 116V119L102 121V123H100L101 125H99L98 123V125H99V129L101 128V133H99V134H102V136L101 135H99L98 133H96V131L94 130V133L93 134H95V136L96 137H98V136H100L99 138H103L104 136H110V137H108V138H114L115 136L117 137V138H119L118 136H120V135H122V140H123V143L125 142V141H128L129 140V144H130V142L132 141V138H130L131 136L133 137V140H134V138L135 137H137V135L134 137L133 135H135L138 131L136 130V128H134L133 127V123H131L130 121H132L131 119H132V117H134L135 115L134 114H130L132 111H130ZM131 109V110H132ZM180 109H183L184 111L182 112V110H180ZM194 109V108H193ZM196 109V108H195ZM19 110H17V111H19ZM69 110H70V112H69ZM77 111H78V109H76ZM80 110V111H81ZM141 110V109H140ZM198 110V109H197ZM196 110V111H197ZM74 111V110H73ZM72 111V112H73ZM89 111H91L90 109L88 110V112ZM101 111H103V110H101ZM100 111V112H101ZM105 111V110H104ZM109 111V110H108ZM116 111H117V109H116ZM130 111V112H129ZM181 111V112H180ZM69 112V113H68ZM75 112V111H74ZM85 113H87L86 111H84ZM92 112V111H91ZM97 112V114L99 115V110H97L96 111ZM118 112V111H117ZM187 112V111H186ZM17 113V112H16ZM84 113V114H85ZM102 113L103 112H101V114H100V116L101 117H103V115H102ZM105 113V112H104ZM182 113V114H181ZM188 113V112H187ZM73 114V113H72ZM79 113H77V115H78ZM80 114H83L82 112L80 113ZM83 114V115H84ZM89 114V113H88ZM86 115V116H91V114L93 115L94 114V116L96 115V113H94V112H92L91 114H89V115ZM105 114H107V112L105 113ZM170 114H172V113H170ZM175 114H177V113H173V116L175 115ZM190 114V113H189ZM12 115V114H11ZM15 115V114H14ZM67 115V116H66ZM131 117V115H132V117L131 118H129V116ZM184 115H185V113H184ZM183 115V116H184ZM191 115V114H190ZM66 116V117H65ZM74 116V115H73ZM82 116V115H81ZM86 116H85V118H86ZM94 116H92V117H90V118H92L93 119V121H94V119H95V122H97L96 121V117H97V115L94 117ZM171 116V115H170ZM175 116H178V114L177 115H175ZM174 116V117H175ZM183 116H181V118L183 117ZM186 116H188V115H185V117ZM11 117H13V116H11ZM11 117H9L10 119H12ZM84 117V116H83ZM137 117V116H136ZM6 119V121H7V117H5ZM79 118H80V116H79ZM84 118V119H85ZM180 118V117H179ZM179 118H177L178 120L177 121H175L174 119V122L176 123V122H178L179 121ZM192 118V117H191ZM10 119H8V120H10ZM15 119V118H14ZM67 119V118H66ZM103 119V118H102ZM102 119H99V121L98 122H100V120H102ZM137 119H140V118H137ZM137 119H135L136 121H137ZM185 118H183L182 120H184ZM188 119V118H187ZM199 119V118H198ZM59 120L61 121L60 123H59ZM70 120V119H69ZM83 120V119H82ZM87 120L88 121H91L92 122V120H89L88 118H87ZM97 120H98V117H97ZM193 120V119H192ZM11 121V120H10ZM58 121V123L60 124V125H58V126H60V127H55V128H57V130H58V128L60 129L59 131H57V130H55V129H53V127L55 126V122H57ZM71 121V120H70ZM84 121V120H83ZM87 121V122H88ZM130 123H128V122ZM133 121H134V118H133ZM135 121V122H136ZM0 122H2V121H0ZM23 122H24V120H23ZM64 122H65V120H64ZM63 122V123H64ZM91 122L89 123V125H91ZM83 123H86V122H83ZM82 122H81V124L80 123H78L77 124V129H76V127H75V129L76 130H78V129H80V130H84L83 132H84V134H83V132L82 131H80L81 132V134H79V135H81L82 137H83V135L85 136V134H87L88 135V133H89V131H91L92 132V129L91 130H89L88 131V133H86L87 132V130H88V127H90V126H88V124H86L85 125V127H86V129H82V128H80V127H82L84 124H83ZM129 124V125H131L130 126V128L129 129H127V130H129L130 131V133L129 134H131L129 137H128V132H126L127 130H125L126 128H124L125 127V125L124 124ZM138 123V122H137ZM136 123V124H137ZM180 123V124H179ZM17 124H19V123H17ZM20 124H22L21 122H20ZM26 124H24V125H26ZM69 124V123H68ZM176 124H179V125H181V119H180V121L178 122V123H176ZM196 124V123H195ZM28 125V126H29ZM32 125V126H31ZM64 124H62V127H64L63 126ZM138 125H139V123H138ZM16 127H17V125H15ZM21 126V125H20ZM78 126H80L79 128H78ZM88 126V127H87ZM93 126H95V124L93 125ZM92 126V127H93ZM134 126H136V125H134ZM18 127H19V125H18ZM26 127V126H25ZM61 127V128H62ZM70 127V126H69ZM85 127H83V128H85ZM34 128V129H35ZM95 128V127H94ZM122 128V129H121ZM132 128H134L137 132L135 133V132H133L134 131V129L133 130H130V129H132ZM178 128V127H177ZM20 129V128H19ZM67 129V132L65 131ZM75 129H72V133H74V132H76V130ZM99 129H98V132H99ZM124 129V130H123ZM35 130V131H36ZM75 130V131H74ZM178 130H180V129H178ZM182 130V129H181ZM55 131H57L56 133H55ZM74 131V132H73ZM79 131V130H78ZM77 131V132H78ZM86 131V132H85ZM183 131V130H182ZM46 134H45V133ZM53 132H54V134H53ZM132 132V133H131ZM180 132V131H179ZM58 133H59V135H58ZM133 133H135V134H133ZM12 134H14V133H12ZM12 134H8V135H6V133L4 134H2V133H0V146H6L7 148L9 147H11L10 148V152H11V155H14V156H16V155H18V154H20V155H23V156H27L26 158L27 159H31V157L32 156H36L37 157V153H35V152H33V151H30V150H28V148H24V146H22V139H20L18 136L16 137V136H12ZM36 134V133H35ZM39 133H37L36 135L37 136H39L38 135ZM58 135V137H56L55 135ZM74 134H76V133H74ZM92 134V135H93ZM138 134V133H137ZM15 135V134H14ZM55 137H54V136ZM61 135H63V137H59V136H61ZM70 135H72L71 133H70ZM78 135V136H79ZM104 135V136H103ZM176 135V134H175ZM7 136V137H6ZM40 136H42L41 134H40ZM66 136V135H65ZM77 136V137H78ZM90 136V135H89ZM94 136V135H93ZM123 136H126V137H128V138H126V137H124V139H123ZM141 136H142V134H141ZM68 137V136H67ZM71 137H73L74 138V136L72 135ZM76 137V138H77ZM87 137V136H86ZM96 137H93L92 139L93 140H91V142H95V141H97V138ZM116 137H115V139H116ZM138 137H139V135H138ZM137 137V138H138ZM24 138V137H23ZM54 138V139H53ZM81 137H79V139H80ZM91 138V137H90ZM96 138V139H95ZM98 138V139H99ZM126 138V139H125ZM166 137H164V139H165ZM26 139V138H25ZM33 139V138H32ZM69 139H70V137H69ZM79 139L77 140V141H79ZM85 139V138H84ZM106 139H107V137H106ZM114 139V140H115ZM131 139V140H130ZM143 139V138H142ZM160 139V138H159ZM164 139H162V140H164ZM73 140V139H72ZM82 140H83V138H82ZM86 140V139H85ZM104 140V139H103ZM103 140H101V141H103ZM135 140H136V138H135ZM140 140V138L137 140V142ZM162 140H160L159 141V144L161 143V141ZM76 141V142H77ZM106 141V140H105ZM105 141H103V142H105ZM108 139H107V143H108ZM110 141H112V139L110 140ZM110 141H109V143H110ZM117 141V140H116ZM118 141H121V139H118ZM164 141H166V139L164 140ZM99 142H100V140L99 141H97V142H95V143H97L95 146H92L91 148H89L90 146H91V144H89L88 143V145H86V146H80L79 147V149L78 148H76L77 147V145L75 146V148H74V145H73V148H74V150H77V151H74L75 152V156L73 157V152H71L73 155L71 156V157H73L72 159V161L70 162V160H69V164L68 165H71L70 163H72V165H71V167H70V169L67 171V173L62 177L61 175V179L60 178H58V179H60V180H58V181H55L56 183H54L55 184V186L53 185V191H52V188L51 189H49V190H51L53 193H52V195H51V197H50V199L44 204L43 202L41 203V206H39L38 207V210L36 211V213H34V212H30L29 211V209L27 210V211H24L25 210V207L23 208L22 207V205H23V203H24V205L26 206V207H28L30 204H28V201H29V198H26L29 194H31L30 192L31 191H33V190H30V189H28L27 191L24 189L23 190V188H22V190L21 191H18L19 193H18V196L20 197L21 196V198L23 199V198H26V199H28V201L26 202H22L23 200L21 199V198H19L18 196H17V198H19V200L21 199V207L23 208L22 210L24 211V212H26V213H24V215L26 214V215H28L27 213H29L30 212V214L32 213V215L31 216H34V218L32 217V222L31 223H28L29 224V226H28V224L26 225V226H28V227H25V228H22L23 227V222L25 223V221H27L30 217V215H28V219L27 218H25L26 217V215H25V217L24 216H22L21 215V217H20V214L21 213H23V212H20V210H21V208H18V206H15V203L13 204L11 201V197H12V195H13V193H14V189H12L11 187H13V188H16L17 187V189L19 188L18 186H20L17 182H15V179L14 180H11V178H9L10 179V181H9V179H7L6 177V179H7V181L6 180H3L1 177H0V229H2L1 230V232H3L2 233V235H5L4 233L6 232V235L8 234L12 239H17L16 241H17V245H16V247H15V245H14V243H15V241H14V243H13V245H12V251H13V254L12 255H6L7 254V251H6V254H5V252L4 251H1L0 250V264H45V260H43L42 259V252H45V250L46 249H48V248H51L52 246H54L55 244H57V243H59L60 244V242H62V243H65V242H63L64 240H67V237H70L69 235L71 234V233H75V231L77 232V230H79L80 231V229H82V227H83V225L85 224V218L87 217L86 216V214L88 215V214H90V215H92L93 216V218L95 219V221H98V223H100L101 225L102 224H104V223H106L107 224V222H105V221H107L106 220V217L107 218H109V217H112L118 210H119V208L118 207H120V204L122 203V202H124L125 203V200H128L129 198H131L132 199V195H137L138 196V194H140V195H142V198H141V203H139L140 204V206L142 207V209H144L147 213H149V214H151V209L153 208L152 206V208L149 206L150 204H149V198H148V196L149 197H151L153 194H152V192H151V187L152 186H150V188H148V187H146V182H144L143 180V182L142 181H140L141 183H144L145 184V186H143L142 184V188H143V190H144V188L145 189H148L147 191H145L144 190V192L145 193H140V192H142L143 190H141L142 188H141V185H139L140 186V190H139V193L136 191V190H134V192H133V194L132 193H127V194H124V193H122V185L124 184V183H122V179L123 178H126L125 177V174L123 173V172H126V170H124L123 169V165H126V164H124L126 161H129L128 159L126 160V158H128L127 156H128V154H126V153H128V148H130V145H128V148H125V146H127V145H125L126 144V142L124 143V145H123V148H125L123 151L122 150H120L119 152H124L125 153V150L127 149L128 151H126V153H125V155H123L122 153H120V154H118V152L117 153H113L112 155V158L110 157V154H107V153H109L110 151L108 150V149H105L104 151H106V153L105 154H103L105 157H107V159H108V156L107 155H109V159L111 158L112 160H109V161H111L109 164V167L111 166V164H112V162H113V164H112V166L110 167L111 168V172H108L109 174L108 175H110V173H114V174H112V175H110V176H108L107 178V180H109V184L107 185L108 187H109V189H107V192L108 191H110L109 193H110V195L113 197V198H116L117 200H116V202H109V203H105L103 200H102V195H100V192H99V190H95L94 191V189H92V187H91V185L89 184V180H91V179H93V178H95V174H98L99 172L98 171H96L98 168L97 167H101L102 169H104V166L102 167L101 165H99L98 163V158L99 157H101L102 156V151L100 152V145H99ZM136 142V141H135ZM143 142H144V140H143ZM26 143V142H25ZM78 143V142H77ZM101 143V142H100ZM106 143V142H105ZM133 143V142H132ZM162 143H163V141H162ZM24 144V143H23ZM71 144V143H70ZM80 144V143H79ZM83 144V143H82ZM81 144V145H82ZM142 144V143H141ZM158 144V143H157ZM157 144H155V145H157ZM164 144V143H163ZM158 145V146H164V145ZM108 145V144H107ZM154 145V146H155ZM30 146V145H29ZM70 146V145H69ZM68 146V147H69ZM89 146V147H88ZM156 147L157 149H158V160H159V158H161L162 157V155H163V157L160 159L161 161H162V163H164L163 161H164V159L163 158H165L164 156L166 155V150L164 151L165 152V155H164V153H162L161 152V154H160V151L159 150H162L160 147ZM101 147H105L106 148V145H104L103 144V146H102V144H101ZM122 148V149H123ZM104 149V148H103ZM102 149V150H103ZM152 149V152L149 150V152L150 153H152L153 154V152H154V154L153 155H155V151H153V149H154V147L153 148H151ZM107 150L109 151V152H107ZM71 151H73L72 149H71ZM163 151V150H162ZM77 152V153H76ZM99 152L101 153V156H100V154H99ZM68 153H70V152H68ZM70 153V154H71ZM114 154H117V155H115L114 156ZM40 155V154H39ZM69 155V154H68ZM68 155L66 156V157H68ZM98 155H99V157H98ZM161 155V156H160ZM13 156V157H14ZM28 156H29V158H28ZM42 156V155H41ZM41 156H38V157H40V158H42ZM45 156V155H44ZM43 156V157H44ZM125 156H126V158H125ZM18 158V157H17ZM25 158V157H24ZM40 158H38L39 160H40ZM48 158H50V157H48ZM124 158H125V161H124ZM51 160H52V157L50 158ZM65 159V158H64ZM100 159V158H99ZM101 159H103V157L101 158ZM99 160V161H101L100 162V164L102 163V160ZM163 159V160H162ZM167 159V158H166ZM165 159V160H166ZM15 160V159H14ZM32 161L34 160V158L33 159H31ZM35 160H36V158H35ZM42 160H45V159H41V161ZM50 160V161H51ZM68 159L66 158V161H67ZM159 160V161H160ZM41 161H36V162H38L37 164H41V166H39L38 165V167L39 168H41L40 169V171L38 172V173H36L35 171H32V170H28V171H25V173L23 172V176L26 178V180L28 179L30 182H32V184L31 183H29L30 185H31V188H32V186H33V189L35 188V186L38 184V182H40V179L41 180H43L42 178H45L46 176V178H48V176H49V174L51 173V172H53V174L56 172V171H58V170H52V171H47L45 168H43V166H46V165H48L47 164V159H46V163H45V161H43V162H41ZM59 161V160H58ZM58 161H57V164H58ZM62 161V160H61ZM61 161H59V165H57L56 167H59L60 165H61V167H63L62 165H63V163H61ZM64 161V160H63ZM65 161V162H66ZM105 160H103V162H104ZM108 161V160H107ZM106 161V162H107ZM6 162V161H5ZM52 162V161H51ZM50 162V163H51ZM65 162H64V166H65ZM4 165H5V163L4 162H2ZM108 163H107V165H108ZM129 163V162H128ZM127 163V164H128ZM159 163V162H158ZM1 164V163H0ZM45 164V165H44ZM52 164V163H51ZM4 165H0V166H2V167H4ZM67 165V166H68ZM105 165H106V163H105ZM53 166V165H52ZM54 166H55V164H54ZM66 166V167H67ZM97 166V167H96ZM162 166V165H161ZM1 167V168H2ZM60 167V168H61ZM97 168L95 171H96V173H94L93 174V177H91V179H89L88 177L89 176H92V175H90V174H92L93 172H95V171H91V170H94L93 168ZM99 167V168H100ZM108 167V166H107ZM160 167V166H159ZM1 168H0V174L1 173H3L4 174V171H2L1 172ZM59 168V169H60ZM68 168V167H67ZM67 168H64L65 170L67 169ZM106 168V167H105ZM110 168H107L109 171H110ZM4 169H6V168H4ZM3 169V170H4ZM43 169V170H42ZM49 169V168H48ZM54 169V168H53ZM106 169V170H107ZM98 170H100V169H98ZM105 169H104V171H106ZM107 170V171H108ZM124 170V171H123ZM102 171V170H101ZM160 171V170H159ZM66 172V171H65ZM98 172V173H97ZM115 172H117V173H115ZM56 173H58V172H56ZM62 174H64V171H63V173ZM6 175V174H5ZM4 175V176H5ZM114 175V176H113ZM37 176H38V178H37ZM51 176H53V175H51ZM55 176V175H54ZM59 176V177H60ZM102 177V176H101ZM110 177V178H109ZM148 178H149V176H147ZM23 178V177H22ZM22 178H20V179H22ZM53 178V177H52ZM97 179L99 178V174H98V176L96 177ZM13 179V178H12ZM89 179V180H88ZM131 179V178H130ZM129 179V180H130ZM146 179V178H145ZM144 179V180H145ZM2 180V181H1ZM49 180H50V177H49ZM52 180V179H51ZM50 180V181H51ZM53 180H54V178H53ZM52 180V181H53ZM88 180V181H87ZM124 180V179H123ZM128 180V181H129ZM17 181V180H16ZM126 181V180H125ZM133 181V180H132ZM145 181H147L148 182V179L147 180H145ZM149 181H150V179H149ZM43 182H45V181H42L41 183L42 184H44ZM124 182V181H123ZM139 182V181H138ZM138 182H135V183H137V185H135V184H128L129 186L128 187H133V185H134V188H135V186H138V184H140V182L138 183ZM49 183V182H48ZM52 183V182H51ZM50 183V184H51ZM126 183V182H125ZM133 183V182H132ZM40 184V183H39ZM49 184V185H50ZM148 184H150V183H148ZM147 184V185H148ZM23 185V184H22ZM28 185V184H27ZM46 185H48L46 182H45V185L44 186H46ZM11 186V187H10ZM139 186L137 187V188H139ZM24 187V186H23ZM55 187V188H54ZM93 188H95V187H93ZM126 187L124 186V188L123 189H125ZM153 188H155V187H153ZM19 189H21V187L19 188ZM44 189H46V187H44ZM133 189V188H132ZM150 189V190H149ZM155 189H157V188H155ZM154 189V190H155ZM14 190V191H13ZM36 190V189H35ZM46 190H48V188L46 189ZM46 190H44V192L46 193L47 191ZM188 190V189H187ZM192 190V189H191ZM51 191H50V194H51ZM129 191H131V189L129 190ZM129 191H127V192H129ZM161 191V190H160ZM44 192H43V194H44ZM132 192V191H131ZM33 193V192H32ZM36 193H37V190H36ZM35 193V194H36ZM42 193V192H41ZM138 193V194H137ZM154 193V192H153ZM156 193H158L157 191H156ZM160 193V192H159ZM15 194H16V192H15ZM48 195L47 196H49V192L47 193ZM148 194H150V195H148ZM155 194V193H154ZM42 195V194H41ZM158 195V194H157ZM47 196H45V198L44 199H47ZM107 196V195H106ZM179 196V195H178ZM181 196H183V195H181ZM15 197V196H14ZM29 197V196H28ZM39 197V196H38ZM43 197V196H42ZM162 197V196H161ZM110 198V197H109ZM134 198H135V196H134ZM12 199H13V197H12ZM104 199V198H103ZM41 200V199H40ZM39 199H38V201H40ZM112 200V199H111ZM132 200H134V199H132ZM137 200V199H136ZM139 200V199H138ZM31 201V200H30ZM33 201H35V200H33ZM32 201V202H33ZM129 202H130V200H128ZM151 201V200H150ZM176 201V200H175ZM178 201V200H177ZM182 201V200H181ZM136 202V201H135ZM26 203V204H25ZM29 203H31V202H29ZM35 203V202H34ZM38 203V202H37ZM128 202H126V204H127ZM136 203H138V201L136 202ZM135 203V204H136ZM17 204V203H16ZM31 204H33V203H31ZM43 204V205H42ZM184 204H185V202H184ZM20 207V206H19ZM123 207V206H122ZM30 208H32L33 209V207H30ZM121 208V207H120ZM131 208V207H130ZM36 208L34 207V210H35ZM124 209V208H123ZM21 210V211H22ZM31 210V209H30ZM121 210V209H120ZM151 210V211H150ZM165 210V209H164ZM29 211V212H28ZM145 211H143V212H145ZM155 211H157V210H155ZM87 212V213H86ZM122 211H120V213H121ZM145 212V213H146ZM34 213V214H33ZM86 213V214H85ZM146 213V214H147ZM162 214H165V212L163 213L162 212ZM167 214V213H166ZM116 215V214H115ZM114 215V216H115ZM155 215V214H154ZM161 215V214H160ZM159 215V216H160ZM86 216V217H85ZM150 216V215H149ZM156 216V215H155ZM91 217V216H90ZM161 217V216H160ZM168 217V216H167ZM164 218V219H167L168 220V218ZM170 217H171V215H170ZM88 218V217H87ZM162 218H163V215H162ZM25 219V220H24ZM160 219V218H159ZM171 219V218H170ZM174 220H175V218H173ZM172 219V221L171 220H168L169 221V223H167L168 221H166V225L168 226L170 223H172L173 224V222H174V224H175V221ZM105 220V221H104ZM160 220H162V219H160ZM160 220H159V222H160ZM162 221H164V220H162ZM164 221V222H165ZM164 222H162L163 224H164ZM180 223V222H179ZM26 224V223H25ZM162 224V225H163ZM164 224V225H165ZM100 225V226H101ZM176 225V224H175ZM104 226V225H103ZM159 226V225H158ZM173 226V225H172ZM177 226V225H176ZM84 227H85V225H84ZM163 228L165 227V226H162ZM175 227V226H174ZM180 227V226H179ZM167 227H165V229H166ZM170 228V231H173L174 229H172L171 230V225L167 228V229H169ZM181 228V227H180ZM84 229V228H83ZM176 229V228H175ZM179 229V228H178ZM160 230V229H159ZM177 230V229H176ZM78 231V232H79ZM200 232V231H199ZM14 237V238H13ZM4 238V237H3ZM9 238V237H8ZM69 240V239H68ZM66 243H67V241H66ZM16 244V243H15ZM13 246H14V250H13ZM155 246V245H154ZM153 247V246H152ZM151 247V248H152ZM54 248H55V246H54ZM245 249V248H244ZM159 250V249H158ZM12 251H10L9 250V248H8V253L9 252H11L12 253ZM47 251V250H46ZM53 251V250H52ZM48 252V251H47ZM235 253V252H234ZM51 254V253H50ZM153 254V253H152ZM161 254V253H160ZM155 255V254H154ZM54 256V255H53ZM66 256V255H65ZM67 257V256H66ZM74 257V256H73ZM43 258H45V257H43ZM56 258V257H55ZM69 258V257H68ZM67 258H65V261H63L62 259H61V261L63 262L62 264H83L84 263V259H82V258H80V257H77V256H75L73 259L71 258L70 260H66ZM47 260V259H46ZM49 261H51L50 259H48ZM55 260H57V259H55ZM154 260H156V259H154ZM54 261V260H53ZM59 262H60V260H59ZM156 262H158V261H156ZM49 264V263H48ZM58 264V263H57ZM161 264V263H160ZM177 264V263H176ZM208 264V263H207Z\"/></svg>", "mask_w": 264, "mask_h": 264}]
</instances>
